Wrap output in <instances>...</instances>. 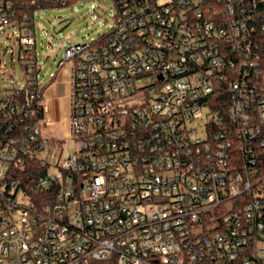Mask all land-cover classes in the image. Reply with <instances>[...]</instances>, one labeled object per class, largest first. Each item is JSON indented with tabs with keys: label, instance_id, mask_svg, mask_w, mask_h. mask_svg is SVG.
<instances>
[{
	"label": "built area",
	"instance_id": "built-area-1",
	"mask_svg": "<svg viewBox=\"0 0 264 264\" xmlns=\"http://www.w3.org/2000/svg\"><path fill=\"white\" fill-rule=\"evenodd\" d=\"M113 4L64 48L50 138L32 18L67 0H0L28 59L0 87V264H264V0Z\"/></svg>",
	"mask_w": 264,
	"mask_h": 264
},
{
	"label": "rangeland",
	"instance_id": "rangeland-1",
	"mask_svg": "<svg viewBox=\"0 0 264 264\" xmlns=\"http://www.w3.org/2000/svg\"><path fill=\"white\" fill-rule=\"evenodd\" d=\"M113 15V0H77L70 5L46 6L34 12L35 42L31 52L35 53V63L39 67L37 78L41 89L51 80L50 74L57 70L65 46L91 41L107 33L112 27ZM24 57L25 52L19 51L15 36L5 38L1 33L0 87L23 82L19 62H27Z\"/></svg>",
	"mask_w": 264,
	"mask_h": 264
},
{
	"label": "crops",
	"instance_id": "crops-1",
	"mask_svg": "<svg viewBox=\"0 0 264 264\" xmlns=\"http://www.w3.org/2000/svg\"><path fill=\"white\" fill-rule=\"evenodd\" d=\"M70 74V62L57 66L54 76L42 90V120L50 138H60L68 133Z\"/></svg>",
	"mask_w": 264,
	"mask_h": 264
},
{
	"label": "trees",
	"instance_id": "trees-1",
	"mask_svg": "<svg viewBox=\"0 0 264 264\" xmlns=\"http://www.w3.org/2000/svg\"><path fill=\"white\" fill-rule=\"evenodd\" d=\"M76 1L77 0H67V5H70V4H72V3L76 2ZM32 12L33 11L30 12L31 15L33 14ZM18 45H19V51H24L23 50V46H22V44L20 42H18ZM39 88H40V86H39ZM41 90H43V89H41ZM34 106H35V113H34L35 116H34V118L39 117V116H42V108H41V106L40 105H37V104H35ZM27 167L28 166H26V169H23V170H18L17 169V170L14 171V173L15 174H18V173L19 174H24V172L27 170ZM15 178H17V177H15ZM24 185L25 186H30V185H32V182L31 181H28V182H26V184L24 183Z\"/></svg>",
	"mask_w": 264,
	"mask_h": 264
}]
</instances>
